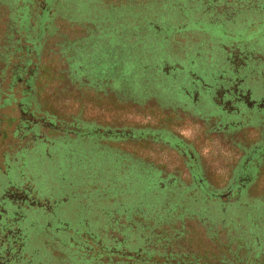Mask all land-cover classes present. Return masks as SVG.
<instances>
[{"label": "rangeland", "instance_id": "1", "mask_svg": "<svg viewBox=\"0 0 264 264\" xmlns=\"http://www.w3.org/2000/svg\"><path fill=\"white\" fill-rule=\"evenodd\" d=\"M224 1L0 0V233L19 264H153L162 236L208 264L242 243L264 258V107L218 97L264 98V0Z\"/></svg>", "mask_w": 264, "mask_h": 264}, {"label": "trees", "instance_id": "2", "mask_svg": "<svg viewBox=\"0 0 264 264\" xmlns=\"http://www.w3.org/2000/svg\"><path fill=\"white\" fill-rule=\"evenodd\" d=\"M12 12L14 14H16V12H14L13 10H12ZM10 19H11L10 20L11 22H10L8 27L11 30H13L15 28V25L18 23L19 20H20L21 25L24 24L23 19H16V17H14L13 14L11 15ZM29 40L32 42V39H29ZM33 47H34V44H33ZM15 50L16 49H14V51ZM7 56H9V55H6L5 57H7ZM75 57L76 58L74 59V62L72 64L76 69V71H75L76 74L79 75V81L82 83L85 82V84H87L88 82L91 83L95 87L94 88L95 91L103 90L104 87H98L95 84V79L98 77L100 72H95V71L86 72V71H84L82 69L83 63L80 61V56L76 55ZM25 64H22L23 66H21V63H19V64L15 65L14 67H12L13 68L12 69V80H11L12 82H16L17 78L21 77L22 73L26 71L25 70ZM105 81H106V79H105ZM92 119H95V121H99V119L97 117L96 118L94 117ZM91 123L94 126L101 127L99 125L94 124L93 121ZM212 128H213V126L208 129L209 130L208 132H210L211 134L214 133V130ZM111 129L113 130V131H110L111 136H113L115 134L116 139H118V138L125 139V136L120 137L121 135L117 134L113 128H111ZM215 133L217 135L219 134V132H216V131H215ZM240 156H241V154H240ZM162 238H163V240H162V242H160V247H162V249H161L162 251L156 252L157 255H159L161 257L158 260L152 261L153 264H208L205 261L200 262L199 259H201V258L194 256L193 254H191V256L188 257V253L185 254V253L175 252V251H171V250L167 251L166 248H167V244L169 243L170 237L162 236ZM243 245H245V244L242 243L241 247H238L237 245H235V248H233V249L230 248L229 249V257L225 256L224 254H220L221 256L217 257V263H214V264H264V258L263 259L253 258V257H250V255L247 254L246 252L241 253L240 251H241V249H243ZM247 248H248V246H247ZM108 250L110 251V246L108 247ZM247 252H249V248L247 249ZM126 257H128V258L123 259V260H113L112 263L110 262L107 264H133L134 261H129L131 259V257L130 256H126Z\"/></svg>", "mask_w": 264, "mask_h": 264}, {"label": "flooded vegetation", "instance_id": "3", "mask_svg": "<svg viewBox=\"0 0 264 264\" xmlns=\"http://www.w3.org/2000/svg\"><path fill=\"white\" fill-rule=\"evenodd\" d=\"M235 1L236 0H225L224 2L233 4V3H235ZM260 8H263V7L260 5ZM79 49L80 48H76V49L73 48L72 49V50H74L76 52L75 55H77L79 53V51H80ZM73 62H74V60H73ZM23 80L26 83L27 80H25V79H23ZM19 81H20V79H19ZM240 83H241V81H237V82H234V84H231V85H226V86L221 85L220 90L218 92V97L220 98L219 101H220V103L224 104L225 108H227V107L233 108L230 104H235V103L243 104L244 109L242 111H244V114L247 115L248 119L250 120V117H257L258 116V113H255V111L252 109L253 104L256 103L258 106L264 107V98H262L261 100H253V101H251V95H252L251 90L247 89V91H243V86H241ZM224 96L230 97V99L225 101V100H223ZM230 101H232V102H230ZM19 109H20V112L23 115L26 114L27 111L26 112L22 111V108H19ZM237 109H238V107H237ZM217 115L218 116H214V117L218 118L217 122H219V120H223V119L224 120H228V119L230 120L229 115L226 114L225 112L224 113H219ZM258 118L259 117H257V119ZM35 119L36 118H34V120ZM50 125H52V124H50ZM218 132H220V131H218ZM223 132L225 133L227 131H223ZM113 138L116 139V135L115 134L113 135ZM189 146H191V145H189ZM181 153H182L183 156H186L182 151H181ZM263 156H264V154H263ZM6 165L7 166L5 167V169L3 171H5L6 169L9 168L8 167V163ZM191 173H192V175H194V173L192 171H191ZM1 185H2V183L0 181V188H1ZM230 191L231 190H228L225 194L228 195V194L232 193V191L231 192ZM21 196H22V194L18 195V198L21 197ZM8 202L9 201H0V214L5 212V211H9L11 205ZM0 219H1V215H0ZM4 240L5 239L2 237V234L0 233V264H19L17 259L14 258V256L11 254L12 252H10L9 250L6 249V242ZM15 246H17V245H15ZM18 246H19V244H18Z\"/></svg>", "mask_w": 264, "mask_h": 264}, {"label": "water", "instance_id": "4", "mask_svg": "<svg viewBox=\"0 0 264 264\" xmlns=\"http://www.w3.org/2000/svg\"><path fill=\"white\" fill-rule=\"evenodd\" d=\"M224 196V195H223Z\"/></svg>", "mask_w": 264, "mask_h": 264}]
</instances>
